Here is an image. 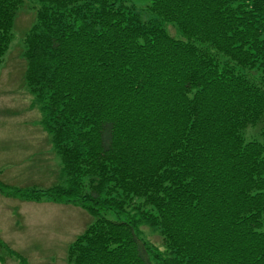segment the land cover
<instances>
[{"label":"trees","instance_id":"16d2710c","mask_svg":"<svg viewBox=\"0 0 264 264\" xmlns=\"http://www.w3.org/2000/svg\"><path fill=\"white\" fill-rule=\"evenodd\" d=\"M23 1L0 0V64ZM30 1L24 79L66 186L0 194L89 215L67 264H264V0Z\"/></svg>","mask_w":264,"mask_h":264},{"label":"rangeland","instance_id":"374dc122","mask_svg":"<svg viewBox=\"0 0 264 264\" xmlns=\"http://www.w3.org/2000/svg\"><path fill=\"white\" fill-rule=\"evenodd\" d=\"M150 1L124 4L153 19ZM38 4L24 0L14 20L12 39L0 64V183L9 190H45L66 186L62 164L43 129L36 96L25 82L24 35L35 22ZM163 28L174 39L181 36L171 24ZM10 192V191H9ZM73 204L32 202L0 194V264H67L70 244L91 222ZM140 238L163 251L158 230L139 225Z\"/></svg>","mask_w":264,"mask_h":264}]
</instances>
